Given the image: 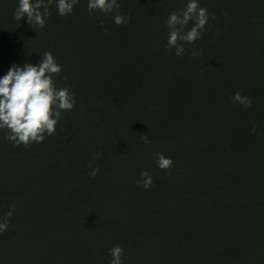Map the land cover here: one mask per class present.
Masks as SVG:
<instances>
[{
	"label": "water",
	"instance_id": "water-1",
	"mask_svg": "<svg viewBox=\"0 0 264 264\" xmlns=\"http://www.w3.org/2000/svg\"><path fill=\"white\" fill-rule=\"evenodd\" d=\"M117 2L60 16L54 0L41 29L0 0V77L51 52L76 101L41 143L0 129V218L15 205L0 264H110L117 245L122 264H264V0H198L209 20L195 57L191 43L167 49L188 0Z\"/></svg>",
	"mask_w": 264,
	"mask_h": 264
},
{
	"label": "clouds",
	"instance_id": "clouds-1",
	"mask_svg": "<svg viewBox=\"0 0 264 264\" xmlns=\"http://www.w3.org/2000/svg\"><path fill=\"white\" fill-rule=\"evenodd\" d=\"M54 0H19V5L15 10L14 18L19 21L25 16L27 22L33 27L44 28L46 18L51 16L50 7ZM57 11L60 16H67L74 11V5L79 0H55ZM43 8V12L41 9ZM120 4L117 0H88L90 14L97 10L108 14L118 10ZM215 19V16L212 17ZM115 24H127L130 17L116 14L113 17ZM209 13L206 8L199 6L198 0H188L182 12H172L166 21L170 29L167 49L169 52L175 48V55L183 56L185 48L180 41L193 44L192 56L202 55L195 47V41L202 38L205 25L208 23ZM190 21H195L194 26L185 31ZM103 27V21H101ZM62 70L53 54L45 52L42 60L38 64L25 63L23 66L12 64L7 74L0 77V129H7L9 141L15 145L23 144L30 146L33 142L41 143L46 136H51L56 132V125L61 119L62 111H70L75 106V97L72 91L65 88H56L53 75H59ZM232 99L239 102L246 108L252 106L249 97L237 92ZM255 131V129H254ZM145 144L150 143L147 136H141ZM158 166L160 169L171 168L173 161L165 157L162 153H157ZM98 158V154L94 160ZM94 160L89 162V167H93ZM100 169L95 167L89 173L95 177ZM141 176L143 181H138V186L144 189L151 187L153 180L147 171H143ZM15 205L7 213V217L0 218V233L7 230L8 217L13 214ZM112 259L110 264H122L123 248L114 246L110 250Z\"/></svg>",
	"mask_w": 264,
	"mask_h": 264
}]
</instances>
